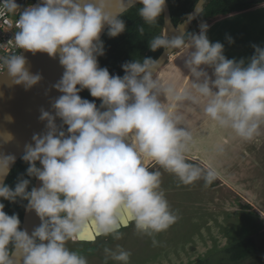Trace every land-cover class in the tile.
<instances>
[{"label": "clouds", "instance_id": "1", "mask_svg": "<svg viewBox=\"0 0 264 264\" xmlns=\"http://www.w3.org/2000/svg\"><path fill=\"white\" fill-rule=\"evenodd\" d=\"M136 2L149 26L166 6V0ZM127 8L126 0H40L21 11L16 0H0V13H19L14 47L53 58L59 54L65 69L54 85L62 93L52 105L55 116L41 110L47 131L33 136L34 146L26 145L22 157L28 176L41 186L28 191V179L19 180L14 189L5 185L15 157L0 156V198L26 200L27 210L41 220L29 236L20 230L18 216L6 214L0 203V264H88L67 244L84 240L89 228L94 242L97 236L121 239V229L129 224L149 237L175 224L178 216L161 189V172L150 171L145 161H154L183 185L203 179L208 187L218 178L214 168H201L186 158L193 136L174 113L181 103L198 97L206 101L204 113L220 128L245 140L259 134L264 123V48L253 46L255 54L245 66L243 60L227 59L223 45L211 43L207 24H201L199 34L185 35L181 28L169 38L162 32L149 45L152 51L165 49L169 57H186L191 90L165 84L158 76L160 61L152 58L127 62L123 77L112 76L98 64L104 55L100 34L105 26L109 37L123 33L120 16ZM139 31L143 35L144 28ZM19 51L0 55V75L7 72L13 84L29 89L42 77L29 72ZM206 68L212 69L211 76ZM84 89L101 101L100 108L81 98ZM56 118L62 121L59 127ZM4 136L12 139L10 133ZM104 253L118 264H129L131 254L119 246L105 247Z\"/></svg>", "mask_w": 264, "mask_h": 264}, {"label": "rangeland", "instance_id": "2", "mask_svg": "<svg viewBox=\"0 0 264 264\" xmlns=\"http://www.w3.org/2000/svg\"><path fill=\"white\" fill-rule=\"evenodd\" d=\"M167 7L169 9L168 4ZM262 7L264 3L251 9ZM222 18L224 17L200 20L189 31L197 29L196 34H199L201 24H207L206 35L209 41L221 43L223 55L235 60L232 57L234 47H225L220 38L223 35L220 29L225 26L223 23L226 20ZM254 25L255 30H251L253 34L258 29L264 34L263 24L259 25L252 19L250 27ZM183 59L181 55L179 60ZM177 60L173 54L160 71ZM205 70L208 71L209 68ZM148 161H145V166L150 171L161 172V189L171 211L178 216L176 223L154 237L138 234L134 224H129L121 229L122 238L119 240L112 236H97L94 242L69 241V249L84 255L88 264H118L106 258L104 253L105 247L115 250L117 246L131 254L129 264H232L228 248L243 240L252 239L256 252L239 264H264V197L259 198L261 205L257 195L246 196L238 187L231 186L232 183H225L227 188L218 187L210 197L208 191L202 193L203 179L191 185H183L175 175L152 163L154 161ZM86 233L94 235L92 228L87 229Z\"/></svg>", "mask_w": 264, "mask_h": 264}, {"label": "crops", "instance_id": "3", "mask_svg": "<svg viewBox=\"0 0 264 264\" xmlns=\"http://www.w3.org/2000/svg\"><path fill=\"white\" fill-rule=\"evenodd\" d=\"M245 12V15L238 13L240 15L235 14L222 18L226 20L223 23L225 26L220 29V33L223 34L220 38L225 43V47H234L233 58H236L237 62L243 60L245 66H247V63L255 54L253 46L264 48V40H262L264 34L260 33V29H258L259 32L253 34L251 30H255V25L250 27L252 19L257 21V24L264 25V7L249 9ZM234 43H236V46ZM183 57V61H180V56H176L177 62L171 66L167 65L161 71L159 70L158 76L165 84L174 83L177 89L189 88L191 90V82L187 78L189 71L185 67L186 57ZM208 72L211 76L212 69L209 68ZM185 106L187 107L185 108ZM205 106L206 101L197 97L196 102L186 101L174 109L175 114L182 116L180 126L188 128L187 130L193 136V141L185 153L188 162L201 168L212 167L218 173V178L211 185L208 187L202 186V193L208 191L210 197H212L213 191L217 190L218 187L226 186L227 188L225 183H232L231 186L238 187L241 193L246 196L257 195V200L262 205L259 198L264 197V123H261L257 136L252 140H245L239 138L231 129L220 128L204 113ZM210 139L212 142L209 141ZM237 139H239V142ZM205 148L210 151L208 150V152ZM146 162L149 161L146 160ZM152 163L155 164V162ZM223 165L225 166L223 167Z\"/></svg>", "mask_w": 264, "mask_h": 264}, {"label": "trees", "instance_id": "4", "mask_svg": "<svg viewBox=\"0 0 264 264\" xmlns=\"http://www.w3.org/2000/svg\"><path fill=\"white\" fill-rule=\"evenodd\" d=\"M197 1L198 0H166L170 9L171 21L175 27H178L187 19V16L192 13ZM254 6V4L248 3V0H205L202 13L192 25H195L196 22L206 18L226 17L235 13L247 11ZM141 7L142 5L138 3L120 16L126 26L123 33L113 38L108 36L107 29L101 39L104 45V55L97 58L98 64L101 68H107L109 74L112 76L123 77L125 73L122 65L125 63L136 60L142 61L144 58H152L156 60L164 50L161 48L152 51L149 46L152 38L161 34L163 13L158 17L154 26H149L144 23L138 14ZM141 27L144 28L143 35H141L139 31ZM196 32L197 29L188 31L185 35L192 33L196 34ZM79 95L82 99L94 102L98 108L101 107V101L93 98L87 89L82 90ZM22 157L11 169L4 184L14 189L19 180L28 179L30 180L28 191H31V189L36 186L37 179L28 176L27 169L29 165L22 159ZM37 167H39L38 161ZM0 203L5 205L4 211L6 214L10 216L16 214L18 216L20 220V230H22L28 202L19 198L15 202L0 198ZM255 252L256 246L252 239L243 240L228 248L232 264H239Z\"/></svg>", "mask_w": 264, "mask_h": 264}, {"label": "water", "instance_id": "5", "mask_svg": "<svg viewBox=\"0 0 264 264\" xmlns=\"http://www.w3.org/2000/svg\"><path fill=\"white\" fill-rule=\"evenodd\" d=\"M126 3H128L127 10L138 4L136 0H126ZM248 3L259 5L263 4L264 0H248ZM204 5L205 0H198L192 13L188 15L187 19L176 27V29L179 31V29L183 28L184 34H186L193 22L196 21L202 13ZM166 16L170 18L167 4L163 11V20ZM107 29V26L102 29L100 40ZM173 51L175 52L177 50ZM20 55L24 56L26 59V68L29 72L31 74H40L42 79L35 86L26 89L23 85L13 84L7 72L0 76V156L11 155L15 157V162L10 165L8 174L24 155L26 145L34 144L32 139L33 136L38 134L42 135L47 131V121H42L40 119L41 110L48 111L51 115L55 116V110L52 105L62 93L57 91L54 85L60 81L65 71L59 63V54L53 58L47 53L37 52L33 54L32 52L22 50ZM170 57L165 54L164 49L161 55L156 59L160 61L158 71L165 65ZM8 117H11L10 121L7 119ZM55 122L58 127L61 125V120L59 118H56ZM5 133H10L12 139L6 140L4 136ZM39 167L41 168L40 163ZM7 177L8 175L5 177V181ZM26 216L27 210L25 211L22 230L26 231L29 236H31L33 230L40 226L41 220L37 216L34 223L30 221L26 222ZM92 238L93 235L91 233H85V238L81 242H92Z\"/></svg>", "mask_w": 264, "mask_h": 264}, {"label": "built area", "instance_id": "6", "mask_svg": "<svg viewBox=\"0 0 264 264\" xmlns=\"http://www.w3.org/2000/svg\"><path fill=\"white\" fill-rule=\"evenodd\" d=\"M39 2L40 0H16L21 11L29 6H35ZM18 15V12L16 14H10L7 12L0 13V45H4V47L0 48V55H8L19 51L14 47V43L11 42L14 38L15 31L18 30ZM21 53L22 50L19 51V54Z\"/></svg>", "mask_w": 264, "mask_h": 264}, {"label": "bare ground", "instance_id": "7", "mask_svg": "<svg viewBox=\"0 0 264 264\" xmlns=\"http://www.w3.org/2000/svg\"><path fill=\"white\" fill-rule=\"evenodd\" d=\"M161 32H164V33H166L167 35H168V37L170 38V37H172L173 35H178L179 34V31L177 30V29H175V27H173V25H172V23H171V18H169L168 16H166L165 18H164V20H163V28H162V30H161ZM259 32V31H258ZM253 33V32H252ZM261 37V36H260ZM249 40V39H248ZM252 43V42H251ZM248 44H250V43H248ZM231 54V53H230ZM229 54V55H230ZM242 54V53H241ZM231 56V55H230ZM241 56V55H240ZM233 57V56H232ZM231 59V58H230ZM188 71V70H187ZM191 88V87H190ZM189 89V88H188ZM198 100V99H197ZM186 102V101H185ZM201 103H202V101H201ZM181 105V104H180ZM187 106H185V108H186ZM200 107V106H199ZM182 108V107H181ZM194 112V111H193ZM202 114V113H201ZM198 116H200V115H198ZM202 116V115H201ZM201 118V117H200ZM200 120V119H199ZM197 121V120H196ZM195 123V122H194ZM192 125H193V123H192ZM207 125V124H206ZM208 125H209V123H208ZM58 126V125H57ZM205 126V125H204ZM216 125L214 124V127H215ZM188 129V128H187ZM263 129V128H262ZM215 130V129H214ZM216 131V130H215ZM218 131V130H217ZM220 135V134H219ZM216 136H217V134H216ZM216 138V137H215ZM236 138V137H235ZM240 138V137H239ZM238 140V142H239V139H237ZM206 141V140H205ZM208 141V140H207ZM209 141H211L212 142V140L210 139ZM232 142V141H231ZM237 142V143H238ZM209 143V142H208ZM218 143V142H217ZM234 143H235V141H234ZM236 143V144H237ZM212 144V143H211ZM241 144V143H240ZM218 145H219V143H218ZM218 145H216L217 147H218ZM221 145V144H220ZM233 145V144H232ZM33 146H34V144H33ZM201 147V146H200ZM207 147V146H206ZM236 148H237V146H236ZM206 149V148H205ZM207 150V149H206ZM209 150V149H208ZM207 150V151H208ZM206 151V152H207ZM210 151V150H209ZM208 151V152H209ZM216 151V150H215ZM236 151V150H235ZM192 152V151H191ZM205 152V151H204ZM214 152V151H213ZM211 153V152H210ZM219 153V152H218ZM212 154V153H211ZM210 154V155H211ZM218 155V154H217ZM231 157V156H230ZM207 158V157H206ZM225 160V159H224ZM228 160V159H227ZM229 164V163H228ZM225 165H223V167H224ZM41 168H42V165H41ZM229 169V168H228ZM227 170V169H226ZM3 183H5V178H4V180H3ZM41 186V182L37 179V182H36V188H39ZM26 210H27V207H26ZM36 219H37V214L35 213V211H33V210H27V216H26V218H25V220H26V222H35L36 221Z\"/></svg>", "mask_w": 264, "mask_h": 264}, {"label": "flooded vegetation", "instance_id": "8", "mask_svg": "<svg viewBox=\"0 0 264 264\" xmlns=\"http://www.w3.org/2000/svg\"><path fill=\"white\" fill-rule=\"evenodd\" d=\"M172 23V22H171ZM173 25V24H172ZM173 27H175L174 25H173ZM162 28H163V24H162ZM175 29H176V27H175ZM161 34H162V32H161ZM66 127L67 126H64V130H66ZM123 229V228H122Z\"/></svg>", "mask_w": 264, "mask_h": 264}]
</instances>
